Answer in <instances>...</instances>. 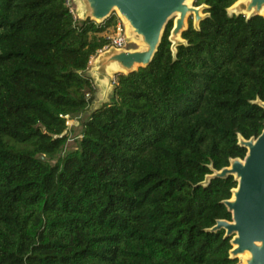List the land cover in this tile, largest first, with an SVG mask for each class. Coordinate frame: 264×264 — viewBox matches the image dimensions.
Masks as SVG:
<instances>
[{"label":"trees","instance_id":"trees-1","mask_svg":"<svg viewBox=\"0 0 264 264\" xmlns=\"http://www.w3.org/2000/svg\"><path fill=\"white\" fill-rule=\"evenodd\" d=\"M236 1L193 0L201 19L176 44L169 20L60 156L62 116L93 100L88 61L114 17L0 0V264H238L210 230L231 220L237 182L211 176L264 127V16L230 14Z\"/></svg>","mask_w":264,"mask_h":264},{"label":"water","instance_id":"water-1","mask_svg":"<svg viewBox=\"0 0 264 264\" xmlns=\"http://www.w3.org/2000/svg\"><path fill=\"white\" fill-rule=\"evenodd\" d=\"M87 15L94 21H103L114 10L125 19L132 32L140 36L143 50H110L99 59L100 65L115 64L118 72L129 73L147 66L160 42L169 20L175 17L170 38L177 43L185 28V19L193 13L195 25L201 19L200 8L189 6L190 0H83ZM237 13L262 15L264 0L238 3ZM245 15V14H244ZM264 16V15H262ZM264 108V103L261 104ZM246 149L243 159H234L228 167L214 172L211 177L233 176L237 182L231 198L223 201L231 220H218L211 231L224 230L231 237L230 254L237 258L248 252L246 264H264V127L256 138L240 140Z\"/></svg>","mask_w":264,"mask_h":264},{"label":"rangeland","instance_id":"rangeland-1","mask_svg":"<svg viewBox=\"0 0 264 264\" xmlns=\"http://www.w3.org/2000/svg\"><path fill=\"white\" fill-rule=\"evenodd\" d=\"M248 0H237L229 9V13L230 14H235L237 13V9L236 6L238 3H245ZM189 6H193V0H190L188 2ZM70 6L72 8V12L74 14V16L77 19H84L85 16L87 15V9L86 6L84 4L83 0H71L70 2ZM200 15L202 14V10L200 9ZM245 15H247L246 12H243ZM262 15H264V11L261 12ZM176 16H173L171 18L172 24L174 26V20H175ZM191 21L192 24H195L194 21V15L193 13H189L185 19V27L188 25V22ZM177 39L179 41H181V38L178 36ZM145 48L144 43L142 42L141 37L135 35L131 29L128 30L127 32V37H126V41L124 44V49L125 50H143ZM105 53H100L97 55V57L93 58V60L91 61L90 64H88L87 66V70H86V74L88 76H90V78L93 81V84L96 88V94L93 98V100L90 102V104L88 105L86 111L82 114H78L76 116L70 117L72 120V126H70L67 131V140L64 144V147L62 149V152L60 153V156H63L64 154L73 151L76 149L77 147V142L80 138V134H81V130H82V121L88 116V114L90 113V111L92 109H94L96 106H98L100 103L107 101L110 96H111V92H112V88H113V82L112 79H114V74L112 73V75H110L107 72V69L111 66H113V64H109V65H100V62H102L101 59H99V57H102ZM95 63L97 64V69L95 71V73H93V66L95 65ZM116 68V72L120 71V69L118 67ZM41 158L43 160L47 159L45 156H41ZM49 163H54L56 161L55 159H48ZM244 254L239 255L238 258V264H246V260L248 259L249 255L246 257H243Z\"/></svg>","mask_w":264,"mask_h":264},{"label":"built area","instance_id":"built-area-1","mask_svg":"<svg viewBox=\"0 0 264 264\" xmlns=\"http://www.w3.org/2000/svg\"><path fill=\"white\" fill-rule=\"evenodd\" d=\"M70 2L71 0H67L70 12L73 14ZM110 16L114 17V27L112 31L109 32L106 36L108 43L107 45H104L101 49L97 50L96 54L89 59L88 64H90L93 58L97 57V55L100 53H107L110 50H125L124 44L126 41L127 32L129 29H131V27L125 21V19L118 13V11L114 10ZM62 117L65 120V125L67 126V128L72 126V120L68 115H64Z\"/></svg>","mask_w":264,"mask_h":264},{"label":"bare ground","instance_id":"bare-ground-1","mask_svg":"<svg viewBox=\"0 0 264 264\" xmlns=\"http://www.w3.org/2000/svg\"><path fill=\"white\" fill-rule=\"evenodd\" d=\"M189 2V1H188ZM188 2H187V4H188ZM96 69H97V64L95 63V65L93 66V73H95V71H96ZM107 72L110 74V75H112V73H116V68H115V66L113 65V66H111V67H109L108 69H107ZM249 254H248V252H245L244 253V255H243V257H246V256H248Z\"/></svg>","mask_w":264,"mask_h":264},{"label":"crops","instance_id":"crops-1","mask_svg":"<svg viewBox=\"0 0 264 264\" xmlns=\"http://www.w3.org/2000/svg\"><path fill=\"white\" fill-rule=\"evenodd\" d=\"M115 66V64H113ZM116 67V66H115Z\"/></svg>","mask_w":264,"mask_h":264}]
</instances>
